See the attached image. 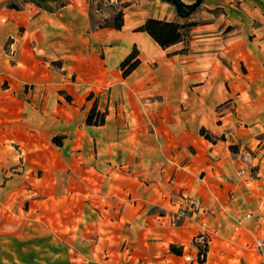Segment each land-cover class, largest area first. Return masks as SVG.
Instances as JSON below:
<instances>
[{
    "label": "crops",
    "instance_id": "0c3cea01",
    "mask_svg": "<svg viewBox=\"0 0 264 264\" xmlns=\"http://www.w3.org/2000/svg\"><path fill=\"white\" fill-rule=\"evenodd\" d=\"M65 1L0 0V264H258L264 0ZM150 18L195 25L163 49Z\"/></svg>",
    "mask_w": 264,
    "mask_h": 264
},
{
    "label": "trees",
    "instance_id": "16d2710c",
    "mask_svg": "<svg viewBox=\"0 0 264 264\" xmlns=\"http://www.w3.org/2000/svg\"><path fill=\"white\" fill-rule=\"evenodd\" d=\"M66 0L65 2H68ZM164 2L172 5L181 18H187L193 14V12L200 7L202 0H198L193 5H185L181 0H163ZM127 4H123L121 10L114 17V25H109L115 29H121L123 27V9ZM195 23L180 24L177 22H168L157 19H148L138 31L147 32L163 49H168L169 47L181 43L186 40L189 36V31ZM140 61L137 59V51H134L125 61L122 63L121 67L125 75L133 71ZM106 113L98 111L93 108L87 118V122L90 125H102L105 121ZM201 133L207 139L214 141L213 138L206 130H202ZM174 250V248H172ZM180 253V252H178ZM202 253V252H201ZM201 262H205L201 260Z\"/></svg>",
    "mask_w": 264,
    "mask_h": 264
},
{
    "label": "rangeland",
    "instance_id": "374dc122",
    "mask_svg": "<svg viewBox=\"0 0 264 264\" xmlns=\"http://www.w3.org/2000/svg\"><path fill=\"white\" fill-rule=\"evenodd\" d=\"M121 0H85V3L87 4V7L91 12L94 13H100L101 15L105 16L103 18V21L101 23V27L103 26H109L114 25V17H116L117 13L121 10L122 4L120 3ZM200 8H197L193 14L189 17H192L193 15L197 14ZM109 19H107V18ZM187 17V18H189ZM202 238L200 241H202V244L206 247L201 248L202 251H208L207 241L208 238L206 235L199 236V238ZM204 253V252H203ZM203 263V262H202Z\"/></svg>",
    "mask_w": 264,
    "mask_h": 264
},
{
    "label": "built area",
    "instance_id": "2783aa9c",
    "mask_svg": "<svg viewBox=\"0 0 264 264\" xmlns=\"http://www.w3.org/2000/svg\"><path fill=\"white\" fill-rule=\"evenodd\" d=\"M241 173L242 174H245V171L244 170H241ZM256 246H257V249L260 252V261H259L258 264H264V240L258 238L256 240ZM149 264H163V263L162 262H159V261H154V262H151Z\"/></svg>",
    "mask_w": 264,
    "mask_h": 264
}]
</instances>
